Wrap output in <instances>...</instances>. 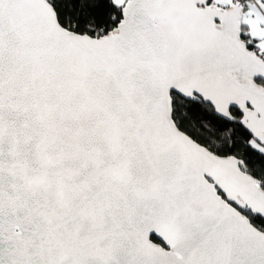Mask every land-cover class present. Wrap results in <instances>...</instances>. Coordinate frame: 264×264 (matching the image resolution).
<instances>
[{
	"label": "snow or ice",
	"instance_id": "obj_1",
	"mask_svg": "<svg viewBox=\"0 0 264 264\" xmlns=\"http://www.w3.org/2000/svg\"><path fill=\"white\" fill-rule=\"evenodd\" d=\"M0 264H264V0H0Z\"/></svg>",
	"mask_w": 264,
	"mask_h": 264
}]
</instances>
